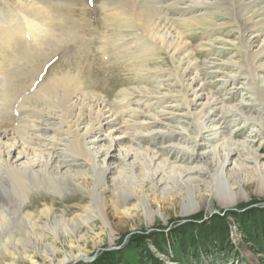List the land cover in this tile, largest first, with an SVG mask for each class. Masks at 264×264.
<instances>
[{
	"label": "bare ground",
	"instance_id": "1",
	"mask_svg": "<svg viewBox=\"0 0 264 264\" xmlns=\"http://www.w3.org/2000/svg\"><path fill=\"white\" fill-rule=\"evenodd\" d=\"M179 1L182 2V6L178 5ZM188 1V4L186 0H177L173 6L168 4L155 7L142 4L141 0H114L115 12L120 13L121 9L117 10V6L119 8L123 6L130 11L128 14L124 13V16L128 18H123L122 21L134 22L141 35L150 39H147L148 43H145L144 49L142 48L144 54H151L154 52L153 49L158 48L164 50L172 61L175 83L172 85L161 83V86L167 90L159 91L162 102L166 103L160 114L146 113L144 109L147 105L140 104L142 99L137 97L138 95L135 96L132 88L122 89L115 98V102H109L97 93L84 90L80 80L74 75L64 74L54 76L38 84V87L32 88L33 93L40 94L41 98L36 101L29 100L22 107L30 108L33 113L35 111L38 114L37 117L25 115L27 118L23 120V126L25 125L28 129V132L24 134L29 147L16 142L13 131L4 130L0 133V251L4 257L7 256L10 259L6 264L20 262L38 264L35 259L41 255L40 253L47 250L53 253V245H45L42 240L45 238L46 230L52 232L50 228L57 223V220H54L57 217L54 218L51 214L52 201L46 199L40 192L50 193L64 202L68 198H64L63 193L83 191L87 195L88 203L83 204L86 211L83 215L73 216L69 220L61 217L59 223L63 228L61 231H55L56 238L69 233L77 235L81 224L93 217H98L104 226L112 227L105 205L108 197L105 196L108 193L113 194V199L110 198L113 207L118 201H122L125 205L127 198L132 196L144 201L148 206V192L168 191L184 197L189 191V189L184 190L187 185L197 183L195 184L197 188L202 186L199 185L201 182L198 179L199 176L206 174L204 169L209 170L210 175L204 183V188L211 186L213 181L222 180L229 190V196L221 197L224 207H232L245 199L246 193L239 178H237L239 181L236 180L233 183L238 185V190L233 191L230 188L229 178L236 176L238 169L243 168L244 160L240 158L241 152L234 147L229 136L225 135L223 143H219L220 148H215L217 150L211 153L213 160L207 159L206 165H203L201 169L189 173L180 171V168L175 173L177 169L166 167L163 158H158L156 152L150 151L146 154L144 151L147 149L140 147L141 141L145 138L150 140L155 138L160 139L161 142L165 139H168L167 142H174L166 147L161 146V149L168 150L170 153L176 149H190L191 147L185 146L188 141L196 151L201 146L200 140H210V138L214 140L219 135V128L222 126L221 113L225 110L233 112L235 118L242 120L244 124L253 123L259 135H264V0ZM3 2L8 7L14 5L24 11L27 8L35 9V12L29 15L32 17L38 13L35 3L29 0H4ZM169 8H174L173 18L169 16ZM215 13L219 15L220 22H222V16H226L238 24L228 36L230 40H233L235 48L239 49V53L233 52L235 56H238L233 64L238 65L239 60L243 58L248 71L246 80L241 78L239 73L234 75L232 71H224L217 76L218 81H222L218 85L224 88L232 87V90L237 85L244 87L251 91L253 96L255 95L263 109H253L250 103L249 105L244 103L245 100L242 97H239L241 101L230 107H225L215 100L211 92L214 84L206 82L208 73H200L201 64L196 62L188 50L187 43L183 42V33L177 29L178 24L200 26L203 21H206L208 15ZM46 20L45 17L44 21ZM238 20H241L242 24H239ZM26 22V28L29 31L35 30L38 26L29 19ZM223 25L216 26L219 28ZM117 32L120 39L128 37L123 29H118ZM5 33H7L6 30ZM11 37L12 34L6 35L5 42L10 43L7 40ZM139 39L140 37H136L132 41H139ZM211 69H221V67L216 68L213 64ZM9 91L5 82L0 83V109H4L7 103H12L22 94L11 97L8 94ZM237 93L235 92L233 97L229 98L235 100L238 97ZM170 95L176 100L179 98V103L173 105L171 103L173 98ZM222 101L225 99H221L220 102ZM121 104L128 109L118 113L114 109H120ZM31 117L38 118V122L30 120ZM18 124L17 127L20 128L21 125ZM130 127L143 131L139 133L141 135L137 139L141 143L139 142L136 148H133L136 144L131 141V138L135 139L133 137L135 135L133 134L130 138L126 132L127 129L130 130ZM37 131L38 134H34ZM140 149H143V152H139ZM177 153L178 151L175 154ZM203 157L204 155L196 158L202 162ZM253 159L258 180L264 184L263 165L259 158ZM146 166L149 167L145 168ZM125 168H128L127 172L130 174ZM143 172L148 173L147 176L143 175ZM246 173L248 174L244 171V174ZM258 193L264 195L263 190ZM34 194L41 198L38 201L46 204L42 208L38 204V215L46 218L40 229L31 220L32 214L36 212L34 208L36 195ZM181 208V213L187 214L195 212L199 206L194 198L187 204L183 203ZM148 218L149 223H152L153 218ZM48 221L53 222L50 224ZM31 251L34 252L33 255L30 254ZM68 262L64 260L58 264Z\"/></svg>",
	"mask_w": 264,
	"mask_h": 264
},
{
	"label": "rangeland",
	"instance_id": "2",
	"mask_svg": "<svg viewBox=\"0 0 264 264\" xmlns=\"http://www.w3.org/2000/svg\"><path fill=\"white\" fill-rule=\"evenodd\" d=\"M3 1L0 0V39L2 38L0 40V83L5 82L8 85L10 90L8 94L11 97L22 94L17 100H13L11 105L7 103L4 109H0V114H2L0 115V133L4 130L13 131L15 141L29 147L24 134V132H28V129L25 128V125L23 126V120L29 115L37 117L38 114L35 111L33 113L30 108L22 107L29 100L36 101L41 98L40 94L32 91L38 87V84L54 76L64 74L74 75L80 80L84 90L97 93L109 102H115V98L122 89L132 88L135 96L138 95L137 97L142 99L140 104L147 105L144 109L146 113L160 114V111L166 106V103L161 100L159 91L167 90L161 86V83L162 85L175 83L172 61L162 49L156 48L151 54H144L142 50L149 38L141 35L134 22L125 23L122 21L123 18H128V16H124V13L128 14L130 11L123 6H120L121 8L117 6V10H121H119L120 13L115 12L116 2L114 0H29L34 2L35 8L38 9L35 17L29 16L35 12V9L27 8L24 11L14 5L8 7ZM141 1L146 6L155 7L168 4L173 6L177 3V0ZM186 1L188 4L189 1ZM178 5L182 6L183 4L179 1ZM174 15V8H169V16L173 18ZM45 17L47 18L46 21H44ZM28 19L38 24L35 30H27L26 20ZM219 19V15L215 13L208 15L206 21H203L200 26L178 24L177 29L183 33L182 40L187 43L191 55L196 62L201 64L200 73H208L206 82L214 84L211 92L214 94L215 100L225 107H230L241 101L239 97H242L245 100L244 103L248 105L250 103L253 109H263L261 102L255 95L253 96L251 91L244 89V87L237 85L232 90V87L224 88L218 85L222 81H218L217 76H220L224 71H232L234 75L239 73L241 78L245 80L248 72L243 58L239 60L238 65L233 64V61L238 58L233 52L239 53V49L235 48L233 40H230L228 36L237 28L238 24L226 16H222V22ZM238 23L242 24V21L238 20ZM218 24L224 25L218 28L216 26ZM118 29H123L128 37L120 39ZM136 31L137 33H135ZM8 33L12 34V37L7 40L10 43L5 42V36L9 35ZM134 34L136 37H140V43L137 40L132 41L136 38L133 36ZM213 64L216 68L220 66L221 69H211ZM134 68L136 69L134 70ZM235 92H238V97L235 100L229 98L230 96L233 97ZM170 97L173 98L172 95ZM178 99L173 98L171 103L173 105L179 103ZM221 99H225V101L220 102ZM149 106L150 108H148ZM126 109L128 108L121 104L120 109L114 110L119 113ZM22 115L27 116L23 117ZM31 118L30 120L38 122V118ZM221 118L220 136L218 135V138L215 137L214 140L212 138L200 140L201 146L196 151L193 150L194 146L188 141L187 144L185 143V146L191 147L187 149L188 151L185 148L176 149L170 153L168 150L161 149V146L166 147L171 143L174 144V142H167L168 139L161 142L160 139L145 138L141 143L138 139L141 135L139 133L143 132L142 130L136 128V131L135 128L130 127V130L127 129L126 132L130 138L133 134L136 136H133L135 139L131 138V141L136 144L133 148H136L140 142L142 146L138 145V147L147 149L144 151L146 154L150 151L156 152L158 158H163L166 167L170 166L175 170L177 169L174 171L175 173L179 171V168L180 171L183 170L182 172L188 173L201 169L203 165H206L207 159H212L211 153L217 150L215 148H220L225 135L231 137L234 147L241 152L242 157L240 158L244 160L242 161L244 165L243 168L238 169L236 176L229 178L230 188L233 191L238 190V185L233 183L239 178L246 193L244 194L245 199L232 207H224L221 197L229 196V190L222 183V180L213 181L211 186L204 188L207 177H210L209 170L204 169L206 174L199 176L198 179L201 182L199 185L202 186L197 188L195 185L197 183L187 185L184 190L189 189V191L184 197L174 192L154 190L155 192H148V206L144 201L132 196L127 198L125 205L122 201H118L115 208L110 202V198L113 199V194L108 193L105 196H108L105 205L112 227L104 226L98 217H93L81 224L77 235L69 233L56 238L55 231H61L63 228L62 224L59 223L61 217L69 220L73 216L83 215V212L86 211L83 204L86 203L87 205L88 203L87 195L83 191L63 193L64 198H68L64 202L50 193L40 192L42 196L52 201L51 214L54 215V218L57 217L54 219L57 220V223L50 228L52 232L45 231V238L42 240L45 245H53V253L49 250L42 252L35 261H38V264H58L64 260L69 261L66 264H94L104 253L115 252L116 256L122 255L126 261L131 263L137 259V253L134 250L135 244L131 246V241L136 236L169 235V232L188 224L193 218H197V224L202 225L211 221L215 216H219L228 223L230 242L236 254L215 257L202 255L198 260L194 258L180 260L177 258L178 247L175 249L171 245L168 247L170 242L165 244V247L168 248V255L160 254L148 240L145 242L146 248L151 256L162 261V264H264V256L254 254L246 246L231 215L232 212L240 213L244 209L264 206V195L258 193L260 190L264 191V184L258 180L253 159L259 158L264 168V135H259L258 129L253 127V123L244 124L242 120L235 118L234 113L230 110L222 111ZM18 123L21 125L20 128L17 127ZM34 134H38V131ZM220 142L221 144H219ZM138 151L143 152V149ZM176 151H178L177 154H175ZM203 155V160L200 162L199 158L196 157ZM127 169L126 172L129 171ZM244 171H247L248 174H244ZM142 174L147 176L148 173L143 172ZM230 174L234 175L233 173ZM34 195H36V202L34 203L36 212L32 214L31 220L40 229L46 218L38 215V204L42 208L45 203L38 201L41 198L37 194ZM194 198L198 202L199 209L193 213H181L183 203L187 204ZM79 201L82 202L79 203ZM147 216L153 218L152 223H149L150 220ZM48 222L52 224L53 221ZM187 232L189 233L188 230ZM116 252L118 253L116 254ZM30 254L33 255L34 252L31 251ZM3 255L0 251V264H6L10 260L9 257ZM19 264H30V262H20Z\"/></svg>",
	"mask_w": 264,
	"mask_h": 264
},
{
	"label": "trees",
	"instance_id": "3",
	"mask_svg": "<svg viewBox=\"0 0 264 264\" xmlns=\"http://www.w3.org/2000/svg\"><path fill=\"white\" fill-rule=\"evenodd\" d=\"M231 215L246 246L254 254L264 256V206L244 209L240 213L232 212ZM197 220L193 218L188 224L169 232V235L136 236L131 241V246L135 244L134 250L137 253V259L134 262L126 261L122 255L116 256L115 252H107L94 264H162V261L151 256L145 245L147 240L162 255L169 254L165 244L170 242L168 247L170 245L173 249L178 247L177 258L180 260L188 258L198 260L202 255L215 257L236 254L230 242L228 223L225 219L215 216L211 221L202 225L197 224Z\"/></svg>",
	"mask_w": 264,
	"mask_h": 264
}]
</instances>
